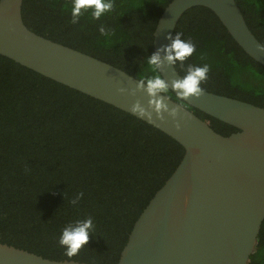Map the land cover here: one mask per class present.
<instances>
[{
	"label": "trees",
	"instance_id": "1",
	"mask_svg": "<svg viewBox=\"0 0 264 264\" xmlns=\"http://www.w3.org/2000/svg\"><path fill=\"white\" fill-rule=\"evenodd\" d=\"M170 1L114 0L99 20L89 10L73 24L72 0H23L22 17L44 37L147 79L157 74L147 58L154 53L156 22ZM236 2L264 45V0ZM177 32L196 45L183 65H174L182 77L189 65L207 64L204 90L264 107V66L238 46L210 9L187 10L173 38ZM167 95L209 119L215 131L237 130L170 89ZM183 153L177 141L149 123L0 55V242L69 259L59 244L62 229L91 217L88 243L71 259L114 263L134 221ZM78 193L83 196L73 206ZM248 264H264V221Z\"/></svg>",
	"mask_w": 264,
	"mask_h": 264
},
{
	"label": "water",
	"instance_id": "2",
	"mask_svg": "<svg viewBox=\"0 0 264 264\" xmlns=\"http://www.w3.org/2000/svg\"><path fill=\"white\" fill-rule=\"evenodd\" d=\"M22 4L23 0H0V55L149 123L184 149L111 264H248L264 221V107L207 90L199 97L177 96L172 82L182 76L164 59L163 50L172 43L169 36L173 38L182 15L203 6L248 56L264 66V45L236 0H171L153 31V50L162 61L158 71L169 89L189 106L237 129L229 135L215 131L209 119L168 95L164 103L177 109L175 118L168 112H162V118L152 112L151 119L132 113L137 101L147 108L152 99L136 90L140 79L32 31L23 21ZM0 264L91 263L50 259L0 242Z\"/></svg>",
	"mask_w": 264,
	"mask_h": 264
},
{
	"label": "clouds",
	"instance_id": "3",
	"mask_svg": "<svg viewBox=\"0 0 264 264\" xmlns=\"http://www.w3.org/2000/svg\"><path fill=\"white\" fill-rule=\"evenodd\" d=\"M113 7L114 0H72L71 22L73 24L78 23L80 17L89 10H91L93 19L99 20L105 13L110 12ZM99 31L102 35L106 34L104 26H101ZM169 39L172 40V43L163 49L166 52L164 59L173 65L177 62L183 65L186 59L195 52L196 45L192 43L191 40L182 39V33L179 32L176 33L175 38L169 36ZM161 62L159 51L148 57L147 64L151 67L153 72L157 74L153 75L151 78H141L137 84L136 90H144L147 92L148 96L152 98L149 100L147 108L139 101L132 105V113H137L140 117H148V119H151L152 112H155L157 116H161L162 112H168L173 118L177 115L176 108L169 109L168 105L164 103V99L168 98L167 93L169 92V85L158 74L157 70ZM208 72L209 66L207 64L203 66L189 65L182 79L172 82V88L178 90L177 96L179 97H199L204 92L201 83L207 79ZM123 91L125 90L121 89V92ZM134 93L135 90H133V94ZM158 96L159 98H157ZM177 127H179V125H177ZM82 196L83 193H78L70 200V203L73 206L78 205ZM93 230L94 224L91 217L83 220H76L65 226L59 238V244L65 249V256L71 259L78 255L79 251L87 245L89 236L92 234Z\"/></svg>",
	"mask_w": 264,
	"mask_h": 264
}]
</instances>
